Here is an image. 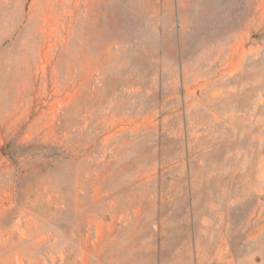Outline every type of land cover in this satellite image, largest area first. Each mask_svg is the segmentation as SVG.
I'll list each match as a JSON object with an SVG mask.
<instances>
[{"label": "rangeland", "instance_id": "rangeland-1", "mask_svg": "<svg viewBox=\"0 0 264 264\" xmlns=\"http://www.w3.org/2000/svg\"><path fill=\"white\" fill-rule=\"evenodd\" d=\"M0 264H264V0H0Z\"/></svg>", "mask_w": 264, "mask_h": 264}]
</instances>
